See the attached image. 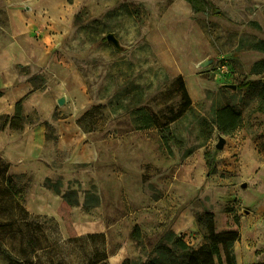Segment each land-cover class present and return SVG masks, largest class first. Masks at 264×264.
Wrapping results in <instances>:
<instances>
[{
	"label": "rangeland",
	"instance_id": "obj_1",
	"mask_svg": "<svg viewBox=\"0 0 264 264\" xmlns=\"http://www.w3.org/2000/svg\"><path fill=\"white\" fill-rule=\"evenodd\" d=\"M261 41L264 0H0V71L14 64L24 131L47 139L33 212L0 187V264H144L168 231L199 249L205 212L240 231L236 264H264ZM177 76L190 107L140 128L139 106L177 112ZM225 105L242 115L231 133L214 124Z\"/></svg>",
	"mask_w": 264,
	"mask_h": 264
},
{
	"label": "trees",
	"instance_id": "obj_2",
	"mask_svg": "<svg viewBox=\"0 0 264 264\" xmlns=\"http://www.w3.org/2000/svg\"><path fill=\"white\" fill-rule=\"evenodd\" d=\"M255 49L264 53V41L255 44ZM264 63V61H262ZM176 90L180 94L181 101L177 112H170V116L164 113H154L148 108L139 106L132 111V116L135 117L134 123L140 128L158 127L162 130L169 129L171 122L175 121L182 113L191 105L190 96L185 86L182 76L175 78ZM255 81H247L237 85V89L251 86ZM1 96V92H0ZM257 97L261 102H264V85L258 90ZM19 99L15 103L14 113L11 116H0V129L3 130L7 126L11 130L22 131L24 129L25 120L27 118L23 113V100ZM91 108L86 111L84 117L91 115ZM83 117H81L82 119ZM241 112L232 106L225 105L219 107L215 111L214 124L222 133L234 132L241 124ZM86 129V128H85ZM165 142L167 141L164 139ZM211 169V168H210ZM0 187L2 191L9 197L15 200L18 204L23 200L21 191L13 183L12 177L8 174V166L0 159ZM196 221L199 229L203 231L205 243L195 249L190 246L182 236L176 235L172 231L164 233L160 240L153 248L155 255L148 258L144 264H236L235 255L233 252V244L240 239V231L229 229L216 231L214 226L213 212H205L196 216ZM16 222H12V228L16 227ZM18 224V223H17ZM8 226V224H4ZM7 228V227H6ZM134 236L140 237L138 228L134 230ZM8 253L6 250H4ZM10 255V253H8ZM13 258V257H12ZM18 260V259H16ZM12 259V264H20L21 261ZM122 264H132L131 261L125 259Z\"/></svg>",
	"mask_w": 264,
	"mask_h": 264
},
{
	"label": "crops",
	"instance_id": "obj_3",
	"mask_svg": "<svg viewBox=\"0 0 264 264\" xmlns=\"http://www.w3.org/2000/svg\"><path fill=\"white\" fill-rule=\"evenodd\" d=\"M15 17L18 21L19 17L16 15ZM12 67L14 64H6L3 65L4 70L0 71L2 74L0 87L3 89L0 96V116H11L14 113L15 103L27 89L20 82L17 72L13 73L9 70ZM24 130L25 128L22 131H15L8 126L3 130L0 129V159L8 166V174L20 189L26 209L33 212L31 203L33 198H39L42 193L47 195L45 189L41 187L46 174L39 169V166H44L40 159L45 151L47 139L46 130L42 127L32 131Z\"/></svg>",
	"mask_w": 264,
	"mask_h": 264
},
{
	"label": "water",
	"instance_id": "obj_4",
	"mask_svg": "<svg viewBox=\"0 0 264 264\" xmlns=\"http://www.w3.org/2000/svg\"><path fill=\"white\" fill-rule=\"evenodd\" d=\"M106 38H107L108 41H111L116 47L119 46L118 40L114 37V35L112 33H108ZM226 86H228V87H230L232 89H236L237 88L236 84H228ZM57 102H58L59 105H62L64 103V98L63 97L59 98L57 100ZM224 143H225V139L222 136H219V140H218V143L216 144V147L220 149V148L223 147Z\"/></svg>",
	"mask_w": 264,
	"mask_h": 264
},
{
	"label": "built area",
	"instance_id": "obj_5",
	"mask_svg": "<svg viewBox=\"0 0 264 264\" xmlns=\"http://www.w3.org/2000/svg\"><path fill=\"white\" fill-rule=\"evenodd\" d=\"M228 66L226 65V64H224L223 66H222V72H228V68H227Z\"/></svg>",
	"mask_w": 264,
	"mask_h": 264
}]
</instances>
